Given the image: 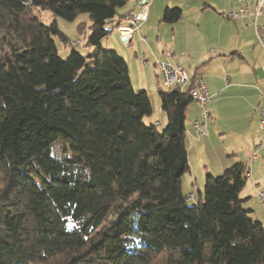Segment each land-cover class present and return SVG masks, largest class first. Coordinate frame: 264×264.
<instances>
[{
    "label": "trees",
    "instance_id": "16d2710c",
    "mask_svg": "<svg viewBox=\"0 0 264 264\" xmlns=\"http://www.w3.org/2000/svg\"><path fill=\"white\" fill-rule=\"evenodd\" d=\"M126 0H0V264H264V227L240 197L243 167L207 175L187 204V92L145 90L101 41ZM88 15L91 51L61 58L56 20ZM179 8L162 21L177 22ZM157 125V124H156ZM58 141L61 157L52 155Z\"/></svg>",
    "mask_w": 264,
    "mask_h": 264
},
{
    "label": "crops",
    "instance_id": "0c3cea01",
    "mask_svg": "<svg viewBox=\"0 0 264 264\" xmlns=\"http://www.w3.org/2000/svg\"><path fill=\"white\" fill-rule=\"evenodd\" d=\"M126 1L119 15L138 11L140 3L145 1L147 21L133 34L129 46L121 44L114 28L108 35L113 34V37L107 41V47L116 51L118 45L126 52L119 54L125 62L128 59L132 64L135 60L140 62L146 86L139 90L148 94L150 81L145 72L149 64L154 68L155 61L160 60L189 67L188 71L184 69L191 77L202 74L212 96L207 105L205 136H197L193 126V122L201 117L197 105L191 102L185 113L188 181L197 190V198L193 193L188 197L192 195V201H200L207 175L218 176L234 165H241L246 181L240 197L246 199L245 204L252 210L253 218L264 227V206L257 197L258 191L264 192V146L256 148L263 134L259 127V111L264 109V75L261 69L264 52L256 44L253 19L225 18L226 13L240 7L239 3L231 0ZM166 8L181 9V18L174 23L163 22ZM256 24L264 27V13ZM133 46L135 51L130 55L127 52ZM154 71L158 77L155 68ZM158 80L160 82L159 77ZM160 91L162 89L158 88L157 92ZM160 121H156L158 126L163 123ZM254 153L255 158L252 159Z\"/></svg>",
    "mask_w": 264,
    "mask_h": 264
},
{
    "label": "built area",
    "instance_id": "2783aa9c",
    "mask_svg": "<svg viewBox=\"0 0 264 264\" xmlns=\"http://www.w3.org/2000/svg\"><path fill=\"white\" fill-rule=\"evenodd\" d=\"M234 3H239L240 7L237 10L230 11L224 16L230 20L244 19L251 17L254 21V30L256 35V44L264 52V27L257 25L256 21L264 13V0H231ZM138 11H130L121 20L115 21L116 31L121 38L123 45L129 46L133 34L138 31L142 24L147 21L148 8L147 3L142 1ZM79 42L76 41L75 44ZM154 68L158 73L160 82L165 89H178L180 93L187 92L188 96L194 102L201 113L200 119L193 122V126L197 132V136L206 135V121L208 117L207 105L212 100V96L208 93L204 76L197 73L191 77L187 71L179 64L168 63L156 60ZM264 75V65L262 66ZM260 120L259 127L263 135L258 139L256 148L264 146V109L259 111ZM255 158V153L252 159ZM258 200L264 206V192H257ZM192 198V195L190 196Z\"/></svg>",
    "mask_w": 264,
    "mask_h": 264
},
{
    "label": "rangeland",
    "instance_id": "374dc122",
    "mask_svg": "<svg viewBox=\"0 0 264 264\" xmlns=\"http://www.w3.org/2000/svg\"><path fill=\"white\" fill-rule=\"evenodd\" d=\"M122 10H124L123 7L119 8L118 12L119 11L121 12ZM34 14L39 16L40 19L45 24H50L53 20H56L58 28L67 38V41L63 42V40L60 37L58 36L53 37L55 46L57 49V53L61 58L63 59L66 58L71 48H74L75 50H77L79 53H81L84 56H86L91 51L92 48L86 45V39H85V35L88 33L89 27L91 25V21L87 14L85 13L79 14L73 21H70V22L65 21L58 17L57 18L53 17L52 14L49 13L48 11L40 10L39 8L34 9ZM112 37H113V34H111L106 39H104L103 42H101L102 50H113V49H108L107 47L108 46L107 41H110ZM76 41H78L79 43L75 44ZM121 44H123L122 41H121ZM134 46H136L135 42H134ZM134 46L127 53H130V55H132V52L135 51ZM115 50L120 55L123 54V52L126 53L125 51H123L122 47L118 45H117V49ZM126 62H127V66L129 67V76H130V81H131L133 88L135 90H139L140 88H145L143 87L146 85H145V81H143V73L141 72L142 67H140V62L138 60H135V63L132 64L130 59L126 60ZM184 68H186L187 71L189 70V67L185 65H184ZM145 77L148 78L150 81V88L148 89V94H149V99L152 105V113L149 116L145 117L143 119V122L146 125H149V124L155 125L156 129L159 132H161L166 123L165 121L166 116H165V113L161 110L157 89L160 88L164 90L165 87L162 85L161 82H159L158 77H156L152 64L151 65L149 64V67L147 68L145 72ZM190 107H193V105L191 104ZM160 120L163 121L162 125L160 126L156 125V121H160ZM58 146H59L58 141H56L52 145L51 152L54 157L56 155L58 157H61L65 153V152L60 151ZM188 177L189 176L187 173L184 174L182 177V192L183 194H185L186 197H188L190 193H193L195 197L197 198V190L190 184V182L188 181L189 179ZM240 196H242V194H240ZM254 201L259 203L255 199ZM196 203L197 202L195 200L192 201L188 197L187 204L189 206H194ZM244 206L247 207L249 205L245 204Z\"/></svg>",
    "mask_w": 264,
    "mask_h": 264
}]
</instances>
